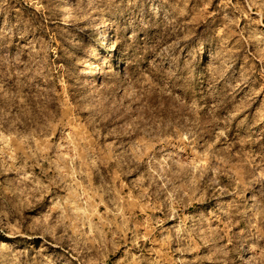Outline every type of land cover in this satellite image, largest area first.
I'll return each instance as SVG.
<instances>
[{"label":"rangeland","instance_id":"374dc122","mask_svg":"<svg viewBox=\"0 0 264 264\" xmlns=\"http://www.w3.org/2000/svg\"><path fill=\"white\" fill-rule=\"evenodd\" d=\"M0 264H264V0H0Z\"/></svg>","mask_w":264,"mask_h":264}]
</instances>
